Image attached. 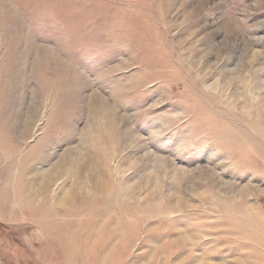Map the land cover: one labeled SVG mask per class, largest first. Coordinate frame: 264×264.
<instances>
[{
	"label": "rangeland",
	"instance_id": "obj_1",
	"mask_svg": "<svg viewBox=\"0 0 264 264\" xmlns=\"http://www.w3.org/2000/svg\"><path fill=\"white\" fill-rule=\"evenodd\" d=\"M4 130L0 196L83 161L111 264H264V0H0ZM0 207V264H67Z\"/></svg>",
	"mask_w": 264,
	"mask_h": 264
},
{
	"label": "bare ground",
	"instance_id": "obj_2",
	"mask_svg": "<svg viewBox=\"0 0 264 264\" xmlns=\"http://www.w3.org/2000/svg\"><path fill=\"white\" fill-rule=\"evenodd\" d=\"M0 148H1L2 153L6 152L5 154L3 153V155L7 154L6 156H8L9 159L13 158L16 155V146L11 144L8 141L5 130L0 135ZM30 152H32V150ZM22 162L29 163L28 155L22 157ZM80 162H83V161L80 160L78 161V163H75L74 161L72 162L70 158L68 160L63 159L61 162H59L55 166L56 168L54 170H51L53 172L51 173L48 172L42 175H38L35 173L30 178L27 177V172L30 169L27 168V166L20 167L21 169L19 170V173H18L20 178H19L18 183L15 182L16 184L13 185V189H12L13 191L11 192V194L5 195V193H3L4 191L3 189L2 193L7 197H4L3 194H2L3 196H0V202H1L0 205L4 207L5 205L8 204L9 199L10 201L14 200L20 212L25 214L27 218H31L35 220L39 233L42 235V237H44V240L47 243V245L53 249L51 250L54 251L55 254H57V256L61 260L63 259L64 263H67V264H111L114 260L110 253H109L110 255L108 254L109 256L104 254L106 256L102 257L99 254L98 255L93 254V252L91 251L90 245L96 237L94 236L95 229L93 233H89V234L87 233L85 234V231H84L88 225L90 227L91 220L93 219L95 220L96 216H99V217L101 216V213H100L101 211L98 208L92 207L91 205L92 201L89 202L90 201V198H89L90 195L88 197L89 192L87 193V190L83 188L82 186H80V183L78 182L81 169H82L81 168L82 165L79 164ZM67 170H69L70 175L75 178L74 183L69 184V185L66 184L68 186H66L63 183L67 188L65 189L62 187L63 188L62 194L60 196L58 195H53L54 197L51 196V193H50L51 187L57 181L58 178H61L63 176L64 172H66ZM20 180L21 181L24 180V181L21 182ZM32 185L37 187L35 191L31 189ZM93 189L96 192L101 191V188L99 186L93 187ZM51 204L52 206H55V207L59 205L60 207H65V208L55 210L54 208L53 209L51 208ZM80 218L82 219L84 218L83 223L82 222L80 223V220H79ZM115 219H117V217ZM107 221L108 223H111L113 221L112 216L107 217ZM108 223L106 224L108 225ZM93 225L94 224H92L91 227ZM93 228H96V226L95 227L93 226ZM105 235L111 239V237L113 238L114 236V232L111 233L109 232V229H108V232L106 231ZM107 252L108 250L106 251V253Z\"/></svg>",
	"mask_w": 264,
	"mask_h": 264
}]
</instances>
